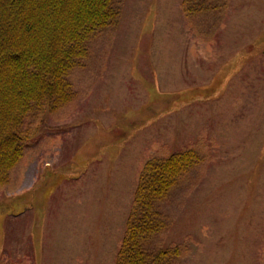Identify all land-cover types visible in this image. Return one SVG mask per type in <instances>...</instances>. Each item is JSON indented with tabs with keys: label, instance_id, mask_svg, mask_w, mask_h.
Returning <instances> with one entry per match:
<instances>
[{
	"label": "rangeland",
	"instance_id": "obj_1",
	"mask_svg": "<svg viewBox=\"0 0 264 264\" xmlns=\"http://www.w3.org/2000/svg\"><path fill=\"white\" fill-rule=\"evenodd\" d=\"M112 6L116 19L86 41L81 65L67 75L72 98L51 112L33 106L21 119V155L0 184V264H115L139 169L177 147L165 144L161 90L206 81L197 61L211 50L184 30L195 28L206 45L222 27L213 40L224 43L229 26L249 24V9L262 28L253 41L264 46V0ZM236 40H245L243 29ZM253 91L239 115L253 111L254 126L262 108L261 129L244 143L246 113L221 146H199L195 164L155 203L165 226L142 243L149 264H264V93Z\"/></svg>",
	"mask_w": 264,
	"mask_h": 264
},
{
	"label": "trees",
	"instance_id": "obj_2",
	"mask_svg": "<svg viewBox=\"0 0 264 264\" xmlns=\"http://www.w3.org/2000/svg\"><path fill=\"white\" fill-rule=\"evenodd\" d=\"M112 0H0V184L20 158L18 126L32 109L72 98L67 75L86 41L112 23ZM193 150L149 160L141 170L115 264H149L143 241L165 225L155 208L197 161Z\"/></svg>",
	"mask_w": 264,
	"mask_h": 264
},
{
	"label": "crops",
	"instance_id": "obj_3",
	"mask_svg": "<svg viewBox=\"0 0 264 264\" xmlns=\"http://www.w3.org/2000/svg\"><path fill=\"white\" fill-rule=\"evenodd\" d=\"M249 9L247 11L249 24L238 27L237 25L229 26L227 32L224 28L222 37L225 42H218L217 46L215 45L216 40L213 39L217 37L222 27L212 37L208 36L210 42L206 45L200 42L195 28H192L190 33H187L189 29L184 30L185 34L182 35L188 42L195 44L196 47L208 46L206 49L211 50V55L207 58L200 57L206 59V62H201L200 59L197 61L204 68L202 75L206 78L205 82L161 90L163 94L160 98L163 97V118L167 135L165 144L177 146L176 152L189 148L198 151L200 145H205L204 149L211 153L213 149L222 145L228 132H236L240 129L243 118H245L241 116L246 113H253V115L249 130L244 129V143L250 142L251 144L253 134L255 135L261 129L262 108L256 113L254 126L253 111L246 110L239 115V112L246 107L247 101L243 98L248 96L247 89L254 90V94L257 90L264 93V46L259 48L261 44L254 42L252 36L254 30L262 28L261 25L254 27V12ZM227 10L230 12L232 8L228 7L224 9V12ZM240 29L245 31L244 41L236 40V34ZM247 31L250 34H247ZM249 36L250 39H248ZM238 42L243 43L238 48L241 49L239 51L236 49ZM201 107L207 115L200 114L198 109ZM222 107L229 109V113H222ZM156 124L158 122L152 124L153 126L150 125L149 128H154ZM46 226L48 231H54L50 228L47 219ZM42 229L43 225L40 226L41 232ZM40 258L41 252L38 254V259ZM33 260L36 264L37 259Z\"/></svg>",
	"mask_w": 264,
	"mask_h": 264
}]
</instances>
